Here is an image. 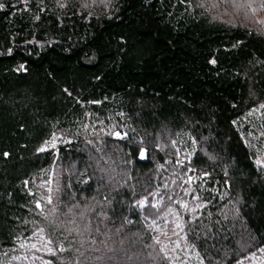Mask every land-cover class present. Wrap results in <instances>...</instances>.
Segmentation results:
<instances>
[{
	"label": "trees",
	"instance_id": "1",
	"mask_svg": "<svg viewBox=\"0 0 264 264\" xmlns=\"http://www.w3.org/2000/svg\"><path fill=\"white\" fill-rule=\"evenodd\" d=\"M0 264H264V0H0Z\"/></svg>",
	"mask_w": 264,
	"mask_h": 264
},
{
	"label": "snow or ice",
	"instance_id": "2",
	"mask_svg": "<svg viewBox=\"0 0 264 264\" xmlns=\"http://www.w3.org/2000/svg\"><path fill=\"white\" fill-rule=\"evenodd\" d=\"M210 62L214 64V63H215V60H212V61H210ZM21 67H23V66H21ZM116 136H117V137H120L121 134H120L119 132H117V133H116ZM121 138H122V137H121ZM49 143L52 144V147H53V148L56 146L55 143H54V140H53V141H50ZM45 150H46V149H44V148H41V149H40L41 152H43V151H45ZM5 155H7V154H5ZM39 206H40V205L37 204V207H39ZM41 231H43V230H41Z\"/></svg>",
	"mask_w": 264,
	"mask_h": 264
},
{
	"label": "bare ground",
	"instance_id": "3",
	"mask_svg": "<svg viewBox=\"0 0 264 264\" xmlns=\"http://www.w3.org/2000/svg\"><path fill=\"white\" fill-rule=\"evenodd\" d=\"M54 169H55V164H53V167H52V169H51V176H52L53 173H54Z\"/></svg>",
	"mask_w": 264,
	"mask_h": 264
},
{
	"label": "rangeland",
	"instance_id": "4",
	"mask_svg": "<svg viewBox=\"0 0 264 264\" xmlns=\"http://www.w3.org/2000/svg\"><path fill=\"white\" fill-rule=\"evenodd\" d=\"M53 180H52V176L50 177V188H51V184H52ZM40 205V204H39ZM41 208V205L39 206Z\"/></svg>",
	"mask_w": 264,
	"mask_h": 264
}]
</instances>
